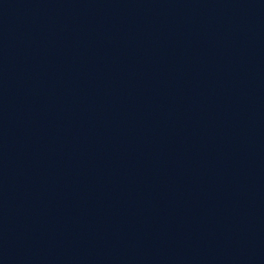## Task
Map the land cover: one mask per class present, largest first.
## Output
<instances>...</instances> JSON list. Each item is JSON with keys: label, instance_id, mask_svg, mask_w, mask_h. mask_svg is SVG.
Here are the masks:
<instances>
[{"label": "water", "instance_id": "95a60500", "mask_svg": "<svg viewBox=\"0 0 264 264\" xmlns=\"http://www.w3.org/2000/svg\"><path fill=\"white\" fill-rule=\"evenodd\" d=\"M0 264H264V0H0Z\"/></svg>", "mask_w": 264, "mask_h": 264}]
</instances>
